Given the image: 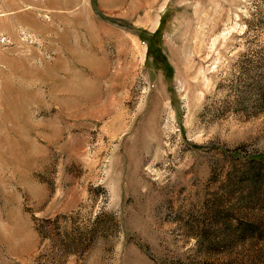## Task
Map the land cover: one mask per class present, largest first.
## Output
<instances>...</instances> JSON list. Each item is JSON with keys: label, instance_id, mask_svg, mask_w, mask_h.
<instances>
[{"label": "rangeland", "instance_id": "1", "mask_svg": "<svg viewBox=\"0 0 264 264\" xmlns=\"http://www.w3.org/2000/svg\"><path fill=\"white\" fill-rule=\"evenodd\" d=\"M0 264H264V0H0Z\"/></svg>", "mask_w": 264, "mask_h": 264}]
</instances>
